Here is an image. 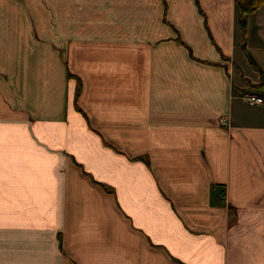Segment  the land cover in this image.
Instances as JSON below:
<instances>
[{
	"label": "crops",
	"instance_id": "crops-1",
	"mask_svg": "<svg viewBox=\"0 0 264 264\" xmlns=\"http://www.w3.org/2000/svg\"><path fill=\"white\" fill-rule=\"evenodd\" d=\"M198 3L0 0V264H264V5Z\"/></svg>",
	"mask_w": 264,
	"mask_h": 264
},
{
	"label": "rangeland",
	"instance_id": "rangeland-1",
	"mask_svg": "<svg viewBox=\"0 0 264 264\" xmlns=\"http://www.w3.org/2000/svg\"><path fill=\"white\" fill-rule=\"evenodd\" d=\"M241 51V49L239 50ZM239 51L236 52V59L234 60L235 70H234V79L236 85H243L246 89L251 90L248 94H257L260 93L264 95V88H252L248 87L245 84V81L242 80L243 76L248 78L251 82H255L258 77H264V58H257L254 56V59L248 54H241ZM243 95V94H242ZM242 100V97H240ZM264 98V97H263Z\"/></svg>",
	"mask_w": 264,
	"mask_h": 264
},
{
	"label": "trees",
	"instance_id": "trees-1",
	"mask_svg": "<svg viewBox=\"0 0 264 264\" xmlns=\"http://www.w3.org/2000/svg\"><path fill=\"white\" fill-rule=\"evenodd\" d=\"M233 1H234V4H235V6H236V8H237V10L239 12V14H240L239 17H238V22L237 23H238L239 28L243 31L245 29V25H246V16L252 15L255 12H257L260 9V7L262 5H264V0H233ZM194 2H195L196 6H197V8L199 10V13L201 15H203V12L199 9L198 0H194ZM241 50H245V46L244 45L241 47ZM222 58L225 59L223 56H222ZM235 67L236 66L233 64V70H235ZM69 77H71V79L73 78L74 80H76L77 87H76V91H75V99H77L79 97V95H80V92H81V81L78 78H75L72 75H69ZM243 78L246 79L247 82L249 81L248 78H245L244 76H243ZM233 85H234V83L232 81V86ZM259 86H260V88H264V81H262V83L259 84ZM248 87H250V89H252V88H255V85H251L250 84ZM77 110L79 112H81L79 110V108H77ZM138 159H142V158H138ZM102 187H103V189L106 192H108V193L111 192L109 190V188L104 187V186H102ZM217 187L220 188V193H223V191H224L223 186H217ZM212 189H213V187H212ZM227 209H228V211H232V208H230V207H227Z\"/></svg>",
	"mask_w": 264,
	"mask_h": 264
},
{
	"label": "built area",
	"instance_id": "built-area-1",
	"mask_svg": "<svg viewBox=\"0 0 264 264\" xmlns=\"http://www.w3.org/2000/svg\"><path fill=\"white\" fill-rule=\"evenodd\" d=\"M242 103L247 105H255V106H261L264 107V98L259 97L255 94H245L242 96Z\"/></svg>",
	"mask_w": 264,
	"mask_h": 264
}]
</instances>
